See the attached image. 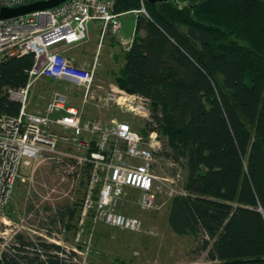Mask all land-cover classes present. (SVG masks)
<instances>
[{"label": "trees", "instance_id": "trees-1", "mask_svg": "<svg viewBox=\"0 0 264 264\" xmlns=\"http://www.w3.org/2000/svg\"><path fill=\"white\" fill-rule=\"evenodd\" d=\"M177 1H144L148 16L138 14L114 79L150 100L161 154L185 170L172 231L201 238L216 264H264V0ZM140 8L115 0V13ZM33 63L29 54L0 64V113H18L6 90L25 86ZM9 249L0 264H75L40 238L17 234Z\"/></svg>", "mask_w": 264, "mask_h": 264}, {"label": "built area", "instance_id": "built-area-1", "mask_svg": "<svg viewBox=\"0 0 264 264\" xmlns=\"http://www.w3.org/2000/svg\"><path fill=\"white\" fill-rule=\"evenodd\" d=\"M36 1L44 0H0V11ZM139 1L140 9L123 13H115V0H65L44 10L8 18L0 16V64L29 54L34 58L27 84L6 90L9 98L20 104L18 113H0V226H5L0 230V255L10 250L17 234L7 213L18 182L24 180L23 168L44 155L60 165L62 145L73 147L77 151L72 156L76 165L86 166L89 172L80 224L91 212L94 224L137 231L141 219L123 209L132 194L137 196L136 203L142 209L150 210L155 208L159 195L175 192L168 179L155 170L161 139L158 131L151 129L155 120L150 100L117 84H97V57L91 65L80 67L59 49L61 43L86 42L92 22H98L101 27L102 44L104 37L121 31V17L125 14L148 16L144 0ZM40 77L62 80L80 88V105L71 104L67 94L57 92L45 112L31 111V86ZM89 106L117 108L143 121L136 127L128 118L87 119ZM185 194L183 188L175 193ZM50 243L62 246L55 240ZM64 253L70 254L71 261L75 258L70 251Z\"/></svg>", "mask_w": 264, "mask_h": 264}, {"label": "rangeland", "instance_id": "rangeland-1", "mask_svg": "<svg viewBox=\"0 0 264 264\" xmlns=\"http://www.w3.org/2000/svg\"><path fill=\"white\" fill-rule=\"evenodd\" d=\"M134 14L121 17L122 31H129ZM98 22L90 23L92 43H84L81 49L96 48L101 34ZM100 26V25H99ZM63 43L59 44L62 46ZM103 55L107 52L104 47ZM120 57V56H119ZM120 61L113 66L112 75L99 71L96 83L101 81L105 86L115 82V75L120 71ZM101 84V83H99ZM117 86H119L117 84ZM120 87V86H119ZM121 88V87H120ZM67 94L71 104H79L82 90L68 82L46 77L38 78L31 86L29 109L43 113L53 100L55 93ZM152 108V107H151ZM104 120L115 116L128 118L140 126L143 121L138 116L122 113L117 108H107L101 112ZM161 149L158 150L155 170L157 174L168 179L175 192L161 194L155 202V208L142 209L137 203V196L132 194L130 201L123 209L141 219L137 231L119 230L94 224L92 213L80 224L83 203L87 196L89 172L85 167L77 166L72 156L77 151L67 145L60 146L64 152L60 165L53 164L47 156L39 158L22 170L23 179L17 184L13 200L7 214L11 217L14 231L28 240H55L66 251L75 253V264H216L209 260L207 251L201 249V238L174 233L168 222L170 203L175 193L181 191L185 180V170L181 164H171V160L161 154L165 148L166 138L160 135ZM74 215L69 219V212ZM60 213H64V221ZM0 226V230L4 229ZM16 234V235H17ZM14 237L13 242H15Z\"/></svg>", "mask_w": 264, "mask_h": 264}, {"label": "crops", "instance_id": "crops-1", "mask_svg": "<svg viewBox=\"0 0 264 264\" xmlns=\"http://www.w3.org/2000/svg\"><path fill=\"white\" fill-rule=\"evenodd\" d=\"M136 15H133V20L129 21L131 34H129V31H120L117 34H109L106 37H104L102 44H100V40L96 46V48L92 45L89 47H85V49H81V45L84 43H92V31L90 29L89 38L86 42L76 44V45H66L63 44L62 46H59V49L77 66L80 67H87L92 64L94 59L97 57L99 65L97 68V75L99 74V71L103 70L105 72H109L108 75L114 74L113 71L116 61H120V69L123 68L124 65V54L131 46V43L133 41L134 32H135V26H136ZM100 26L96 25V29H99ZM100 30V29H99ZM101 38V34H100ZM107 52L105 55H103V48ZM120 56V57H119ZM115 72V71H114ZM96 75V78H97ZM101 84L105 83L104 81L99 82ZM98 83V84H99ZM110 84H117L114 82H109ZM104 85V84H103ZM57 93V92H56ZM81 103V100H80ZM76 104L77 106L80 105ZM30 105V104H29ZM75 105V104H74ZM104 109H98L93 106H89L86 110L85 118L91 119V120H103L104 116L101 112H103Z\"/></svg>", "mask_w": 264, "mask_h": 264}, {"label": "water", "instance_id": "water-1", "mask_svg": "<svg viewBox=\"0 0 264 264\" xmlns=\"http://www.w3.org/2000/svg\"><path fill=\"white\" fill-rule=\"evenodd\" d=\"M64 1L65 0H44V1L32 2L15 8H2L0 11V16L3 18H8V17H14V16L30 13L37 10H44L55 7ZM144 1H147L149 3H157V2H166L169 0H144ZM174 1L177 4H179L177 0Z\"/></svg>", "mask_w": 264, "mask_h": 264}]
</instances>
